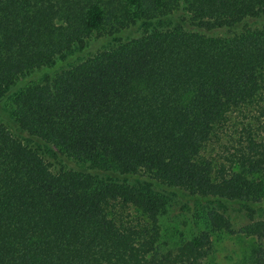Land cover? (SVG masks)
I'll return each mask as SVG.
<instances>
[{"label": "trees", "instance_id": "1", "mask_svg": "<svg viewBox=\"0 0 264 264\" xmlns=\"http://www.w3.org/2000/svg\"><path fill=\"white\" fill-rule=\"evenodd\" d=\"M263 16L264 0H0V93L96 35L170 21L16 96L18 130L88 169L53 172L0 125V264H205L220 232L255 238L264 264V221L224 209L161 240L165 194L264 207V24L241 28ZM235 115L247 136L217 164Z\"/></svg>", "mask_w": 264, "mask_h": 264}, {"label": "rangeland", "instance_id": "2", "mask_svg": "<svg viewBox=\"0 0 264 264\" xmlns=\"http://www.w3.org/2000/svg\"><path fill=\"white\" fill-rule=\"evenodd\" d=\"M182 14V13H181ZM187 15V14H183ZM170 21L162 22L142 21L133 22L127 26L124 35L120 38L108 40L105 35H96L86 44L76 47L72 52L59 58L56 65L50 69H40L33 72L30 76L23 77L13 86L6 88L0 93V125L5 126L12 135L21 141L28 148L39 154L48 167L53 172H61L69 169H88L87 166L67 160L56 153L50 146L42 144L29 137L24 132L18 130L13 113V102L18 94L29 87L51 83L60 74L71 70L97 56L99 53L112 49L125 41L128 37L138 36L147 30L162 28ZM264 24V16L246 22L241 28H257ZM228 30L216 32L217 36H226ZM255 120L248 118L245 122H250L257 126L258 122L264 124V115L259 112L254 114ZM243 118L235 115L232 117L230 125L224 129L219 143L215 144L216 163L229 166L232 154L236 152L240 138H246L247 133L242 129ZM259 120V121H258ZM239 138V139H238ZM168 200V213L161 218V234L163 249L176 248L179 245L192 240L199 231L206 229V217L215 209H224L230 212L237 225H243L255 221H264V207L248 209L244 206L222 205L215 201H191L181 199L173 193L165 194ZM137 211L132 209L131 216H137ZM213 250L205 264H254L252 250L256 247L257 240L243 234H231L220 232L213 237Z\"/></svg>", "mask_w": 264, "mask_h": 264}]
</instances>
